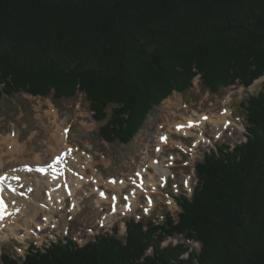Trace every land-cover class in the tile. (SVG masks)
Masks as SVG:
<instances>
[{"label":"trees","instance_id":"1","mask_svg":"<svg viewBox=\"0 0 264 264\" xmlns=\"http://www.w3.org/2000/svg\"><path fill=\"white\" fill-rule=\"evenodd\" d=\"M196 74L211 93L264 77V0H0V98L80 92L107 119L106 142H129ZM243 105L246 142L204 153L175 219L129 220L123 238L114 228L83 245L31 243L0 264H264V79ZM178 235L185 241L162 245Z\"/></svg>","mask_w":264,"mask_h":264},{"label":"rangeland","instance_id":"2","mask_svg":"<svg viewBox=\"0 0 264 264\" xmlns=\"http://www.w3.org/2000/svg\"><path fill=\"white\" fill-rule=\"evenodd\" d=\"M263 78L256 79L248 88L234 84L221 87L217 92L211 93L202 88L200 74H196L190 88L181 92L172 90L158 105L150 109L135 135L125 144L106 142L99 137L98 127L107 119L97 122L89 110L88 101L80 92L73 97H60L59 99H53L52 93L47 96L28 95L25 92L3 95L0 98V137L3 135L17 137L22 151L25 152L26 147L28 148L26 152H30L29 155L22 159L26 164L34 167L32 159H36L39 163H46L53 153H57L59 147H63L61 139L58 138L62 128L66 137L64 141L68 142V146L73 148L75 155H78L80 161H83L80 166L83 167L85 174L93 176L95 179L100 178L103 183L100 187L99 183L96 184L98 186L97 193L93 190V183L88 179L84 182L86 184L77 186L76 176L73 175L74 173L71 174L70 167L68 174L71 178L67 183H74V186L70 184L68 189L74 192L73 197L70 194L65 195L61 201L63 206H59L60 200L55 194L48 193V184L37 176L39 173L36 171L25 172L28 182L17 183L18 185L22 183L23 186H20V190L27 193L24 197H17L16 193L10 194L14 213L6 219L5 225H0V228L2 227L0 229V254L6 252L15 257H23L31 243L42 247L59 238L68 237V235L77 242L83 243V240H88V236L92 237L105 232L113 233L114 228H117V236L123 238L126 221L143 220L147 222L151 220L160 223L166 214L176 218L180 209L177 204L178 196L191 197L197 184L194 163L202 160L204 153L214 148L215 143H218L219 146L224 144L232 148L235 144L244 141L246 110L243 103L251 95H255L261 90ZM226 109L229 111L227 112L228 116L225 117L235 125L224 129V126L221 125L224 124V121L220 122L218 126L215 123L205 124L202 126V133L207 143L203 142L195 146V140L200 138L197 137L200 135L199 131H193L192 134L183 136L169 130L173 123L184 121L186 117L192 116L194 120H200L201 114H207V116L216 118L225 113ZM108 111L107 118L110 108ZM219 130L222 134L219 133ZM162 132L169 133L170 137L168 136L166 141L169 143L161 148V155H156L153 150L161 146L160 135L163 134ZM53 133H56L54 136L56 140L49 136ZM46 142L56 147V152L50 150ZM6 150L7 148H3L4 155L2 156L4 159H10ZM183 150L187 153H184ZM152 158L159 162L156 163ZM67 159L69 162L68 155ZM155 167L160 168L156 169ZM73 168L76 169L75 166ZM139 169L146 170L144 175L148 178V185L153 184L149 187L150 195L147 196L154 201L155 205L146 214H143L142 207L145 206L146 194L141 193L140 197L138 196L134 201L136 206L132 212L123 215L120 210L123 198L131 193L134 187V173ZM21 170L24 169L21 168ZM162 170H165L167 174L164 180H161L162 176H160ZM68 174L65 175L68 176ZM38 179L42 181L39 187L35 182ZM109 179L114 182L117 179L123 180L113 185L108 181ZM166 180L168 183L165 188L162 186L163 183L161 185L160 183L166 182ZM88 181L90 182L88 183ZM105 181L111 184H105ZM122 185L124 187L119 188ZM144 185H147V182H144ZM102 189L108 195L118 197L115 203L120 207L118 208L119 212H109L113 201L109 202L110 197H107L106 194H104V197H107L106 202H102V204L99 202L101 200L99 194L103 192ZM172 189L176 191H172L171 196ZM49 196L51 198L47 201L46 198ZM26 198L29 199L26 200ZM74 200L78 203H74ZM23 201H26L27 204L23 205ZM68 201L69 207H67ZM168 202L173 204H168ZM107 214H109L108 218H105ZM102 217H104L102 219L104 226L99 224ZM9 220L11 221L9 222ZM89 228L92 229V232ZM184 238L182 235L167 237L162 245L184 242ZM187 244L195 250L199 249L198 242L189 241Z\"/></svg>","mask_w":264,"mask_h":264},{"label":"bare ground","instance_id":"3","mask_svg":"<svg viewBox=\"0 0 264 264\" xmlns=\"http://www.w3.org/2000/svg\"><path fill=\"white\" fill-rule=\"evenodd\" d=\"M229 110L228 109H226L225 110V113H223L222 115H218V117H212V116H210V115H208L207 116V114L205 115V114H201L202 116L200 117V119H201V122H200V124H199V127H196V126H194V127H189L188 125L190 124V121L191 120H194L193 118H192V116L190 117H186L185 119H184V121H177V122H175V123H173V125H172V127L170 126V128H169V130L171 131V132H173V133H175V134H181V135H184V136H188L190 133L192 134V132L193 131H202V126H204L205 124H208V123H215V125L216 126H218L219 125V123L220 122H222V121H224V126H225V128H229V127H231V125H233L234 123H232V122H230L229 120H227V117H225L226 115H227V112H228ZM230 114V113H229ZM228 116V115H227ZM204 117H207V119H204ZM180 125H183V127H181L179 130H178V126H180ZM222 125V124H221ZM235 125V124H234ZM63 129L61 128L60 129V136L58 137V138H60L61 139V141H62V145H63V147L62 148H60L59 147V151L57 152V153H53L52 155H51V158L46 162V163H42V162H38L36 159H32V163L34 164V166L37 168V170H35L36 172H40V169H46L47 170V174L45 175V176H43V175H41L40 173H39V175H37V176H39L40 178H41V180L44 182V183H47L48 184V193H53V194H55L56 196H57V198L60 200V205L59 206H63L62 205V203H61V201H62V197H64L65 195H68V194H70L72 197H73V191H70V190H65L64 189V186L66 185V183H67V181L69 180V178H71L70 177V175L68 174L69 173V171H68V169L70 168V170H71V172H73L74 174H75V171H73V166H75L76 167V169H77V171L79 172V174L80 175H77L76 176V185L77 186H81V185H83V184H86V183H84L85 181H86V179H88V180H90L92 183H93V185H94V188H93V190L94 191H96L97 189H98V186L96 185L97 183H99V187H100V185H102V180H100V178L99 179H95V178H93V176H90V175H87V174H85V172H84V170H83V167L82 166H80V165H82V163H83V161H80V159H79V157H78V155H75V151L73 150V148L72 147H70V146H68L69 144H68V142H65L64 141V138H66L64 135V130L62 131ZM163 133V134H162ZM162 133H160V134H162L163 136L164 135H167L168 134V136H169V133H166V132H162ZM159 134V135H160ZM200 134V133H199ZM56 135V133L54 134H49V136L51 137H53L54 139H55V136ZM162 135H160V145L162 146H159V147H157L155 150H153V152L156 154V155H161V152H162V149L161 148H163V146L164 145H167L169 142H167V144L165 143V142H163V140H162V138H161V136ZM170 137V136H169ZM197 137H200V138H197L196 140H195V142H196V145H198L199 143H207V140H205L204 139V137L202 136V134H200V135H198ZM57 138V139H58ZM168 139V138H167ZM0 140H1V142H0V174L1 173H6V174H8V180H14L16 183L17 182H28V178H27V176H26V173L25 172H28V171H24V170H26L25 169V167H23L25 164H26V162H24L22 159H24L26 156H28L29 155V153L30 152H26L27 150H28V148L26 147V149L27 150H25V152H23L22 150V148L19 146V144H18V140H17V137H15V138H12V137H6V136H1L0 137ZM56 140V139H55ZM170 141H171V138H170ZM52 142V141H51ZM57 142H58V140H57ZM46 144L48 145V148L50 149V150H52V151H54V152H56L55 151V148L56 147H54V146H52V145H50L48 142H46ZM53 144V143H52ZM180 145V144H179ZM32 147V146H31ZM3 148H7V154H8V156H10V159H4L3 158V156L2 155H4L3 154ZM34 149V148H33ZM32 150V149H31ZM69 150V151H68ZM34 151V150H33ZM63 151L64 152H66V155H65V157H62L64 154H63ZM68 152V153H67ZM67 155L69 156V158H70V160H69V162H68V164H67V162H66V158H67ZM55 156H60L61 158H60V160L56 163V165L58 166V171H59V173L58 174H53L52 172H51V168L49 167V164L51 163V162H54L53 161V159H54V157ZM159 157V156H158ZM88 159V158H87ZM152 160H155L154 158H152ZM155 162L157 163V162H159V160H155ZM9 163V164H8ZM21 165V166H20ZM22 169H24V170H21V168ZM64 166V167H63ZM85 166V165H84ZM161 167V166H160ZM160 167H155L156 169L157 168H160ZM73 168V169H72ZM162 168V167H161ZM76 169H74V170H76ZM15 172H17V174L19 175H16V177H14L15 175H14V173ZM83 173V174H82ZM138 173H146V170L145 169H139V172ZM16 174V173H15ZM63 174H68V176H66V182H63L62 181V179H61V176L63 175ZM72 174V173H71ZM90 176V177H89ZM98 176H100V175H98ZM160 176H162V180H164V178L167 176V174H166V171L165 170H162V173H161V175ZM30 178L32 179V177H31V175H30ZM33 180V179H32ZM41 180H35V182L38 184V187L41 185V183H42V181ZM123 179H121V180H118L117 179V181L116 182H114V183H112L113 185L115 184V183H119L120 181H122ZM137 179H135V181H136ZM90 181H88V183L90 182ZM70 182V181H69ZM145 182H147V185H144V182H143V184L142 185H140V186H137V185H135V182H134V180H133V184L135 185V187H133V189H132V191H131V193L133 194L132 195V198L131 197H129L128 199H131V201H132V205H131V212H132V209H134L135 208V204H134V202H133V199L135 200L136 198H138V196H140V195H134V194H136V193H138V192H140V190H146L145 188H148V190H147V195H150V191H149V187L151 186V185H153V184H149L148 185V178H146V181ZM105 184L106 183H108V181H105L104 182ZM18 184V183H17ZM19 184H21V185H19V186H23V184L22 183H19ZM72 185V186H74V183L73 182H71V183H69V185ZM108 184H111V183H108ZM92 185V186H93ZM105 186V185H104ZM124 187V185H122V187H119V188H123ZM136 187H139L140 188V190L139 189H137ZM69 189V188H68ZM17 190H19V188H17ZM103 190V189H102ZM136 190V191H135ZM139 190V191H138ZM133 191H135V192H133ZM44 192V191H43ZM14 193H16V195H17V197H19V196H21V197H24L25 196V194L27 193L26 191H24V192H22V194L21 195H19V193L17 192V191H15ZM96 193H97V191H96ZM101 194H99V196L101 197V200L99 201L101 204H102V202H106V198L109 196L110 197V199H109V202L110 201H114L113 200V197L112 196H110V195H108L106 192H105V190H103V192H100ZM104 194H106V196L107 197H104ZM98 196V197H99ZM117 196H115V199H117L116 198ZM51 198V196H49L48 198H46V200L48 201L49 199ZM69 198V197H68ZM29 198H26V200H28ZM67 199V198H66ZM74 203H78L76 200H74ZM114 203H115V201H114ZM22 204L24 205V204H27L26 203V201H23L22 202ZM116 204V203H115ZM65 205V207H66V204H64ZM148 205V204H147ZM155 205V203L153 202V204H151L150 205V207H153ZM67 207H69V201H68V206ZM123 206H121V211L124 209V207L122 208ZM10 208V207H9ZM120 208V207H119ZM10 210H13L12 209V203H11V209ZM14 211V210H13ZM120 211V212H121ZM22 212V211H21ZM118 212H119V210H118ZM111 213V212H110ZM108 215L109 214H107L106 215V217L105 218H108ZM2 216V213L0 212V225L2 226V225H5L6 224V219H4V218H2L1 217ZM8 219V218H7ZM47 220V219H46ZM11 220H9V222H10ZM46 222V221H45ZM16 226H18V224H16ZM2 228V227H1ZM0 228V229H1ZM15 229V228H14ZM30 233H31V230H30ZM95 236H96V234H95Z\"/></svg>","mask_w":264,"mask_h":264},{"label":"snow or ice","instance_id":"4","mask_svg":"<svg viewBox=\"0 0 264 264\" xmlns=\"http://www.w3.org/2000/svg\"><path fill=\"white\" fill-rule=\"evenodd\" d=\"M204 119H207V117H204ZM188 126L191 127L192 125L189 124ZM181 127H183V125L178 126V130H179ZM162 139H165V138H162ZM49 167H51V165H50ZM40 171H44V169H40Z\"/></svg>","mask_w":264,"mask_h":264}]
</instances>
